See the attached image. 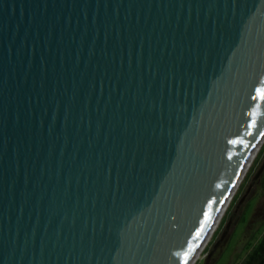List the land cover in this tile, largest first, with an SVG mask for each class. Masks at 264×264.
Segmentation results:
<instances>
[{
  "label": "water",
  "instance_id": "obj_1",
  "mask_svg": "<svg viewBox=\"0 0 264 264\" xmlns=\"http://www.w3.org/2000/svg\"><path fill=\"white\" fill-rule=\"evenodd\" d=\"M263 136L264 0H0V264H188Z\"/></svg>",
  "mask_w": 264,
  "mask_h": 264
},
{
  "label": "rangeland",
  "instance_id": "obj_2",
  "mask_svg": "<svg viewBox=\"0 0 264 264\" xmlns=\"http://www.w3.org/2000/svg\"><path fill=\"white\" fill-rule=\"evenodd\" d=\"M264 141L240 182L212 237L194 264H237L247 244L264 228V196L254 176Z\"/></svg>",
  "mask_w": 264,
  "mask_h": 264
},
{
  "label": "bare ground",
  "instance_id": "obj_3",
  "mask_svg": "<svg viewBox=\"0 0 264 264\" xmlns=\"http://www.w3.org/2000/svg\"><path fill=\"white\" fill-rule=\"evenodd\" d=\"M264 141V136L261 139V142L259 143V145H257V147L254 150V153L251 155L250 159L248 160L246 166L244 167L243 171L241 172L240 177L238 178L236 184L234 185V187L232 188V190L230 191V194L228 195L227 199L224 201L222 207L220 208V210L218 211V213L216 214L214 221L212 222L210 228L208 229L206 235L204 236V238L202 239L201 243L199 244L195 254L193 255V257L191 258V260L189 261L188 264H194L195 261L197 260V258L200 256L201 252L204 250L207 242L209 241V239L212 237V234L214 233L215 229L217 228L225 210L227 209L233 195L235 194L240 182L242 181L244 175L246 174L250 164L252 163L253 159L255 158L258 150L260 149V147L262 146Z\"/></svg>",
  "mask_w": 264,
  "mask_h": 264
},
{
  "label": "trees",
  "instance_id": "obj_4",
  "mask_svg": "<svg viewBox=\"0 0 264 264\" xmlns=\"http://www.w3.org/2000/svg\"><path fill=\"white\" fill-rule=\"evenodd\" d=\"M260 155L261 159L264 160V148ZM258 185L261 194L264 196V172L258 179ZM257 237L254 238L253 242L247 244L244 256L237 262V264H264V228L257 233Z\"/></svg>",
  "mask_w": 264,
  "mask_h": 264
}]
</instances>
